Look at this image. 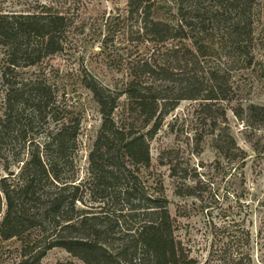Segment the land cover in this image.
Here are the masks:
<instances>
[{"label":"trees","instance_id":"1","mask_svg":"<svg viewBox=\"0 0 264 264\" xmlns=\"http://www.w3.org/2000/svg\"><path fill=\"white\" fill-rule=\"evenodd\" d=\"M49 1L0 9V239L19 241L14 264H39L54 247L76 260L56 264H196L175 234L162 181L143 179L141 169L150 166V140L180 101H196L199 122L212 132L227 121L220 104L234 94L227 66L252 64L258 0H127L124 15L107 18L106 38L117 21V33L151 43L152 52L126 60L119 86L86 71L79 78L101 119L82 178L76 160L81 116L66 88L44 72L18 71L62 53L78 27L73 13ZM232 111L251 136L264 131V105ZM260 137L251 145L263 152ZM212 141L234 168L244 163L247 154L227 127ZM174 160L170 174L181 180L176 194L202 200L205 180L196 171L195 185H187L190 169ZM240 176L221 198L208 184L213 201L228 195L238 214L219 228L224 264L252 261L251 205Z\"/></svg>","mask_w":264,"mask_h":264},{"label":"rangeland","instance_id":"2","mask_svg":"<svg viewBox=\"0 0 264 264\" xmlns=\"http://www.w3.org/2000/svg\"><path fill=\"white\" fill-rule=\"evenodd\" d=\"M34 1L0 0V9L20 10ZM53 2L73 13L78 27L68 36L69 41L62 53L18 71L22 76L44 72L50 82L66 88L68 103L74 105L81 116L76 160L78 174L82 178L86 173L88 153L101 119L97 103L79 78L86 71L104 84L111 87L119 86L126 71V60L133 56L148 55L152 49L151 43L147 41L129 42L124 34L117 33L116 26H120L117 21H114L112 26L109 25L110 34L108 38L105 37L108 33L105 24L107 18L124 15L127 0H53ZM257 4L259 7L253 19L255 32L252 64L245 66L244 63L235 62L227 66L234 86L232 99L220 103L225 109L227 121L225 123L219 121V125L212 132L211 126H202L199 122L195 110L196 101H180L166 115L162 125L150 140V166L141 169L143 179L162 181L169 201V211L175 219V234L188 248L196 264H224L219 257V248L222 246L219 241L221 234L219 228L225 221L229 222L231 218L238 217V214L229 208L231 201L228 195L222 199L216 197L218 202L215 203L208 184L221 198L228 190L231 179L240 182V174H243L249 193L247 198L251 205L249 214L251 221L246 222L250 230L252 255L250 264H264V207L260 205L264 201V150L256 151L251 145L258 136L264 140V131L251 136L250 129L246 128L232 111V108L239 105L246 106L250 103L264 105V0H258ZM224 127L229 129L236 143L247 154L244 163L235 167L236 170L213 145V136ZM261 143L264 142L261 140ZM170 160H179L181 166L187 165L190 169L191 177L185 181L189 186L195 185L197 178L192 175L196 171L199 172L200 177L207 183L202 200L176 194L181 180L171 176ZM217 161L219 162L216 163ZM2 174L0 167V176ZM20 255L18 240L0 239V264H14L20 259ZM66 259L75 260L64 249L54 247L46 251L39 264H56Z\"/></svg>","mask_w":264,"mask_h":264}]
</instances>
